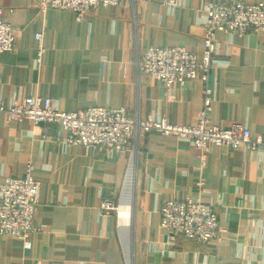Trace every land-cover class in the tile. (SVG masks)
Instances as JSON below:
<instances>
[{
  "label": "crops",
  "instance_id": "1",
  "mask_svg": "<svg viewBox=\"0 0 264 264\" xmlns=\"http://www.w3.org/2000/svg\"><path fill=\"white\" fill-rule=\"evenodd\" d=\"M0 8L15 29L13 49L0 51V100L8 107L39 95L63 111L124 107L141 119L195 125L209 87L212 125L238 122L264 137V31L217 30L206 81L198 68L167 89L137 71L149 46H183L201 59L205 0L177 7L121 0L82 19L68 9L43 12L35 0H0ZM36 33L44 47L39 59ZM68 134L56 122L8 121L0 113V175L19 176L31 163L40 183L30 247L0 233V264H264V145H210L202 164L190 139L158 129L140 130L132 152L86 149ZM132 161L128 228L100 203H125ZM189 197L213 206L220 238L172 239L162 227L161 203Z\"/></svg>",
  "mask_w": 264,
  "mask_h": 264
},
{
  "label": "built area",
  "instance_id": "2",
  "mask_svg": "<svg viewBox=\"0 0 264 264\" xmlns=\"http://www.w3.org/2000/svg\"><path fill=\"white\" fill-rule=\"evenodd\" d=\"M41 11L68 9L82 19L98 5H117L121 0H35ZM180 0H163V3L177 7ZM206 20L204 22L203 51L197 59L193 51L183 46H149L136 59L138 73H145L159 79L169 89L175 84H183L186 77L196 75L202 69V79L207 80L211 59L216 47L215 33L223 30L242 35L249 30L264 31V2L254 3L242 0H205ZM38 59L44 51L42 33H36ZM15 29L6 20L0 8V51H10L14 47ZM212 107V92L205 87L203 108L195 125L174 124L166 118L141 119L137 114L129 115L127 109L92 106L75 111L53 108L50 97L29 95L12 106L0 100V113L6 120L30 119L35 124L49 121L60 124L68 131L67 141L86 149L132 152L140 130L158 129L163 134L188 138L198 149V157L205 163L210 145L246 144L250 148L264 145V137L252 135L241 123L233 122L220 128L209 122ZM34 168L28 163L19 176L0 175V233L19 236L24 247H30L29 234L36 229L34 213L38 205L40 183L34 177ZM203 179L199 184L203 185ZM100 207L104 213L117 211L114 200L105 198ZM160 221L172 239L184 236L199 243L220 238L223 227L218 222L212 205L199 198L163 201L159 209Z\"/></svg>",
  "mask_w": 264,
  "mask_h": 264
},
{
  "label": "bare ground",
  "instance_id": "3",
  "mask_svg": "<svg viewBox=\"0 0 264 264\" xmlns=\"http://www.w3.org/2000/svg\"><path fill=\"white\" fill-rule=\"evenodd\" d=\"M134 171H135V165L134 162L132 161L126 187L122 195L124 200H126V203L120 204L118 211V217H119L118 223L120 227L124 226L131 228V207H132L131 199H132L133 187H134Z\"/></svg>",
  "mask_w": 264,
  "mask_h": 264
},
{
  "label": "rangeland",
  "instance_id": "4",
  "mask_svg": "<svg viewBox=\"0 0 264 264\" xmlns=\"http://www.w3.org/2000/svg\"><path fill=\"white\" fill-rule=\"evenodd\" d=\"M123 200H124V198H123ZM124 202L126 203V200H124ZM114 203H115V207L117 208V211H112V212H114V213H117L118 214V211H119V207H120V204L118 205L115 201H114Z\"/></svg>",
  "mask_w": 264,
  "mask_h": 264
}]
</instances>
